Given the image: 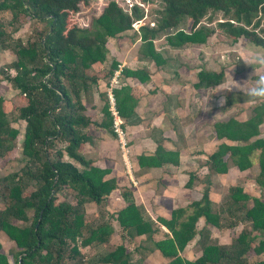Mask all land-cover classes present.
I'll use <instances>...</instances> for the list:
<instances>
[{
	"label": "trees",
	"instance_id": "1",
	"mask_svg": "<svg viewBox=\"0 0 264 264\" xmlns=\"http://www.w3.org/2000/svg\"><path fill=\"white\" fill-rule=\"evenodd\" d=\"M83 1H0V14L12 10L18 23L21 21L18 16H24L47 27L42 37L29 39L26 43L20 38L16 41V74L8 75L7 79L18 90L19 102L15 101L14 107L8 109L6 99L0 95V156L14 150L21 140L27 160L21 173H12L3 179L8 188V203L0 211V230L17 246L16 251H9L12 264H68V261L132 264L131 250L125 245L90 259L85 256L88 247H103L115 234L111 221L102 224L88 221L85 205L108 204L119 188L117 180L108 179L109 170L97 167L83 154V146L91 140L86 130L92 124L115 133L108 96L102 109V122L88 112L84 98L86 94L91 95L95 85L107 78L106 87L109 86L116 71L121 70L122 78L113 88L117 109L128 123L138 122L135 90L126 78L151 85L145 59L155 61L159 66L166 63L155 44L161 33H165L166 44L173 48L205 43L210 31L205 27L198 28V24L208 10H221L229 17L220 23L226 36L233 40L243 37L264 49V37L247 29L258 12L264 16V0H162L164 10L155 26L144 25L139 30H135L134 24L143 20L144 10L135 5L129 15L114 0L99 18L92 19L88 28H80L74 17ZM185 18L190 21L188 30L179 28ZM131 31L130 42H141V57L122 69L120 62L114 59L110 68L104 71L110 53L109 38ZM5 37L9 34L0 29V39ZM197 77L196 89L216 87L224 79L223 72L206 69L199 70ZM106 93L101 92L102 95ZM252 113L245 121L229 118L213 123L215 137L221 142L204 163L207 173L201 179L206 186L199 199L191 201L186 208L173 211L170 220L159 218L173 236L155 242L152 250H159L171 259L168 264H264V202L237 185L228 188V195L220 203L210 192L212 179L227 174L228 161L240 172L250 170L256 161L258 174L254 181L264 189V138L260 132L264 104L254 107ZM17 120L26 122L21 139V130L13 125ZM53 149L56 156H53ZM138 161L141 167L178 166L179 154L166 151L159 144L152 156L142 155ZM197 177L190 173L187 187H191ZM30 185L34 189L26 194ZM124 196L127 206L112 217L129 234V239L146 236L148 241H154L159 222L137 204L133 191ZM71 198L76 202L73 203ZM199 218H204L206 224L219 231L242 224H249V228H244L230 244H219L211 239L208 228L196 229ZM196 236L201 256L191 261L181 253ZM2 248L0 241V264H11Z\"/></svg>",
	"mask_w": 264,
	"mask_h": 264
},
{
	"label": "rangeland",
	"instance_id": "2",
	"mask_svg": "<svg viewBox=\"0 0 264 264\" xmlns=\"http://www.w3.org/2000/svg\"><path fill=\"white\" fill-rule=\"evenodd\" d=\"M111 1L113 0L83 1L80 5L79 12L74 17L77 21V25L80 28H88L92 19L99 18ZM114 1L119 2L123 10L129 15L132 14V9L135 5L140 6L144 10L145 17L143 20L134 24L135 30H139L140 27L144 25H150L151 27L155 26L157 20L161 18L160 13L164 10L165 6L162 0H150L149 3H145L142 0ZM19 17H21V21L18 23V21L15 20L12 10L2 11L0 14V29L9 34V37H5L4 40L0 39V95L6 99L5 104L8 109L13 108L15 105L14 102L16 101V103H18L20 100L17 95L18 90H16L12 82L7 79V77L16 74V69L14 68V64L17 60L15 51L16 41L20 38L26 43L29 39L42 37L47 29L45 24L40 21H30L24 16H18V18ZM227 20H229V17L225 16L223 11L208 10L207 14L198 24V28L205 27L210 31L205 43L187 44L183 47L173 48L166 44L165 33H161L155 40V44L158 51L162 53L166 64L170 67L166 70L165 68L158 67V64V66L155 65V61L151 62L148 60V63H153L151 69L156 80L155 82L152 81L150 86H144L146 88V90H144L145 95L151 97L156 94L158 98L157 105H161L162 103L160 102L165 100L167 104L171 101H176V103H178L176 106L177 110L174 112L178 124L170 122L171 125L169 124V129L172 130L174 126H176L178 130L175 129L174 133H171V135L177 136L179 140L178 146L181 147L186 145L183 156H179V158L184 160L183 162L186 165H182L179 172L188 175L190 170V172L198 176V180L193 182V186H186V190L195 189V187L200 184V187L196 188L199 189L196 190V193H191L192 195L190 194L188 196L183 194L181 196V204L185 203L187 205L192 201V198H197V191L201 194L206 186L201 178L207 173V168L202 164L207 160L209 153L216 150L221 142L215 137L213 123L216 121H226L229 118L245 121L253 115L252 109L254 107L264 104V99L253 100L246 94V89L251 85L253 80L259 75L264 74V66H261L254 59L256 57L264 59V49L252 44L251 41L243 37H238L233 40L232 37L226 36L222 27H220V23ZM240 26H244L243 23H240ZM189 27L190 21L186 18L179 25V28L183 30H188ZM247 29L252 30L259 37H264L263 14L258 12L255 18H253L251 26L247 27ZM132 34L133 31L127 32L122 36L109 38L108 47L110 53L108 59L104 63V71L110 68L114 59L120 62L121 68L125 66V64H130L141 57L139 52L141 42L137 41L136 43H131L130 37ZM201 69L211 70L217 73L223 72V82L210 89H196L194 83H197V73ZM161 77L164 78L161 79ZM162 82H165L164 89L171 88V92L164 93L163 86H161ZM234 82L244 85V94L242 88L237 89L235 86H231L230 88L226 87V85H230ZM106 83L107 78L100 81L98 85H95L91 95L90 93L86 94L84 98L86 99L85 102L88 107V112L97 116L98 121L104 119L102 109L108 94L102 95L101 92H107ZM174 95H176L175 98L173 97ZM96 99L97 101H95ZM121 121L123 131L125 132L124 140L126 141L124 149L122 148L123 141L119 139V137L118 139L124 156H127L125 160L127 163L126 166L131 169L133 168V160L129 155L131 154L130 146L133 143V139L132 141L130 140L124 118L121 117ZM147 123H149V127L152 126L150 120H148ZM13 125L21 130L20 139L23 138L26 122L17 120L13 122ZM144 126L145 127L142 128V134L147 136V132L150 133V129H147L146 124H144ZM181 132H183L182 138L179 135ZM260 132L261 137L264 138V122L260 126ZM58 144V146L61 145V143ZM52 153L53 156H56L54 149ZM65 158L67 159L68 157L66 156ZM254 163L255 164L250 170L240 172L232 167L230 161H228L229 169L227 174L220 178L217 177V179L214 177L213 183H211L212 198L218 203L222 202L228 195V188L237 185L244 190L246 189L252 196L264 202V189L258 186L254 181L258 174L256 161ZM26 164L27 160L22 152L21 140L17 143L14 150L7 155L0 156V211L8 203V188L3 181L4 177L16 172L21 173L23 169L26 168ZM177 172L178 171H176V173ZM156 177L160 179L159 174H156ZM108 178H111V176H108ZM185 181L186 179L184 178L182 184H184ZM132 182L133 181H131V183ZM158 186L162 187L160 184ZM33 189L34 187L30 185L26 188L25 193L29 194ZM129 189H131V186H129ZM71 201L73 203L76 202L72 198ZM94 204L95 203H88L85 205L86 219L88 221L94 220L97 224L111 221L115 227V234L112 236L110 242L103 247H88L85 252L87 259L96 257L101 252L112 251L121 245H125L130 250L134 251L135 242L127 241L129 240V234L121 227L119 222L112 217L113 210L110 208L111 202H108V204L105 203L103 206ZM32 216L33 214H31V217ZM184 217H187V214L184 215ZM15 222L17 223L18 221L16 220ZM244 228H249V224L238 225L234 229L222 232L216 231L214 230L215 228H213L214 232L218 234H211V239L228 245ZM0 241L3 245L2 251L8 254V257L10 250L16 251L17 246L15 242L10 240L1 230ZM150 244L151 243H148V247H154ZM186 250L185 257L188 259H193L200 255L199 251H195L194 246H189ZM163 260L162 257L152 256L148 260V264H164L166 261L163 263ZM9 262L11 264L13 263L11 256L9 257ZM68 264L77 263L68 261Z\"/></svg>",
	"mask_w": 264,
	"mask_h": 264
},
{
	"label": "crops",
	"instance_id": "3",
	"mask_svg": "<svg viewBox=\"0 0 264 264\" xmlns=\"http://www.w3.org/2000/svg\"><path fill=\"white\" fill-rule=\"evenodd\" d=\"M145 60L151 75V80L155 82L156 78L152 74V69H151L153 63H148L147 58ZM154 64L157 65V63ZM127 65L128 63L125 64V66ZM158 67L165 68L167 70V68L170 66H168V64L166 63H163ZM121 78L122 77H120L119 80ZM163 78L164 77H161V79ZM126 80L132 87H134L135 90L134 93L137 98V102L135 104V110L138 116V122L136 123H128L127 121L125 122L128 128L130 140L132 141L133 139V143L131 144V146L129 145L131 150V154L129 156L133 160L132 161L133 168L130 169L128 166H126L127 163L125 160L127 156L126 157L124 156V152L121 149L120 141L117 135L111 130L99 126L96 123L89 126L86 130L87 134L91 137V140L88 141L85 144V146H83V154L88 159L93 160L94 164L97 165V167L109 170L110 174L108 176H111V178L108 179H115L118 182L119 188L111 195L109 200V202H111V206L110 205L109 206L110 208H112L111 210H113L112 215L120 212L122 209H124L127 206V200L124 195L125 193H129L130 191H133L137 204L145 208L147 215L150 218L156 220L157 222H159L160 217H163L166 220H170L173 211L177 209L186 208L187 205L191 203L190 202L187 205L185 203L181 204L182 202L181 196L183 194L188 196L191 193L192 194L196 193V190H199L196 188L200 187L199 186L200 184H198V186H196L195 189L192 188L193 191L185 189L187 186L186 183H188L189 181L188 176L190 173L193 172H190L189 170L188 175L179 172L181 166L186 165L183 162L184 160H182L181 158H179L180 161L178 166L165 165L163 167H157V168L141 167L139 165L138 158L142 155L152 156L157 151L159 144L162 145L166 151L178 152L180 157L183 156L186 145L181 147L178 146L179 140L177 139V136L171 135V133H174L175 129L176 130L178 129L176 128V126H174L172 130L169 129L172 122L177 123L176 122L177 117L174 112L177 110L176 106L178 103H176V101H171L169 104H167L165 100L163 102H160L162 103L161 105L160 104L157 105L158 102L157 95L155 94L154 96L147 97L144 91L146 90L144 84L140 83L138 80L131 77H127ZM165 82H162L161 85L163 86L164 93L165 92L168 93L169 91L171 92V88L164 89ZM110 84L109 86H107V94ZM175 96L176 95H174L173 97L175 98ZM95 101H97V99ZM148 120H150L152 123L151 127H149V123H147ZM102 121L103 120H99V122ZM141 122L146 124L147 129H150V133L147 132V136H144L142 134V128L145 126ZM179 135L182 138L183 132L179 133ZM214 151L215 150H213V152ZM210 154L211 152L209 153V155ZM176 171L178 172L176 173ZM171 172L174 174H172ZM156 174H159L160 179L159 177H156ZM217 177L215 178L217 179ZM184 178L186 179V181L184 184H182ZM213 179L211 181L212 183H213ZM131 181L133 182L131 183ZM159 184L162 185V187H159L158 186ZM129 186H131V189H129ZM245 191L247 190L245 189ZM210 192L212 193V187H210ZM200 195L201 194L199 193V191H197V198H192V201L198 200ZM158 226H160L159 231L155 233L153 238L154 241H148L146 236L127 240L130 242H135L134 251L131 250L132 264H139L141 260L143 261L142 264H148V260L152 256L162 257L164 259L163 263L164 261H166L164 264H167L171 261V259L166 258L159 250L154 251L152 250L153 247H148V243H151L150 245L154 246L155 242H161L166 240L168 237L173 236L172 232L167 227L162 225V223L159 222ZM203 227L208 228L212 235L218 234L214 232V230L219 231L218 229L215 228L213 230L214 227L206 224L204 218H199L196 224V229L200 230ZM197 242H198V236L194 237L186 245L184 251L181 253V256L186 258L185 257V253L187 251L186 249H188L189 246L191 247L194 246L195 251H199L200 255L194 257L193 259H188V258L186 259L193 261L198 257H200L201 249ZM219 244H223V243L220 242ZM138 251H140V253Z\"/></svg>",
	"mask_w": 264,
	"mask_h": 264
},
{
	"label": "built area",
	"instance_id": "4",
	"mask_svg": "<svg viewBox=\"0 0 264 264\" xmlns=\"http://www.w3.org/2000/svg\"><path fill=\"white\" fill-rule=\"evenodd\" d=\"M120 72H121V70L116 71L114 77L111 79V84H110V87L108 89V100H109L110 110H111L112 115L114 117L113 128H114V131H115V134L117 135V137H119V139H121L123 141L122 142V148L124 149L126 146V141L124 140L125 132L123 131V128L121 125L122 124L121 116L118 112L117 104H116V98H115L114 93H113L114 86L120 81L119 80Z\"/></svg>",
	"mask_w": 264,
	"mask_h": 264
},
{
	"label": "clouds",
	"instance_id": "5",
	"mask_svg": "<svg viewBox=\"0 0 264 264\" xmlns=\"http://www.w3.org/2000/svg\"><path fill=\"white\" fill-rule=\"evenodd\" d=\"M254 59L261 66H264V59H260L259 57H256ZM231 86H235V88L237 89L242 88L243 94L245 93L244 85L237 84L236 82L231 83L230 85H226V87L228 88H230ZM246 94L250 99H253V100L264 99V74L259 75L257 78L253 80L251 85L246 89Z\"/></svg>",
	"mask_w": 264,
	"mask_h": 264
}]
</instances>
